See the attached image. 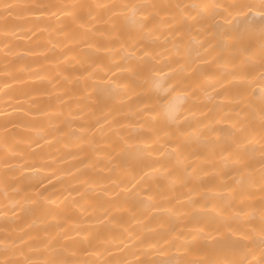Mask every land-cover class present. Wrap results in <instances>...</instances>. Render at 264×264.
I'll list each match as a JSON object with an SVG mask.
<instances>
[{
	"label": "bare ground",
	"instance_id": "obj_1",
	"mask_svg": "<svg viewBox=\"0 0 264 264\" xmlns=\"http://www.w3.org/2000/svg\"><path fill=\"white\" fill-rule=\"evenodd\" d=\"M141 2L0 0L14 6L0 8V264L239 259L203 252L229 229L259 230L260 145L236 147L232 125L244 109L258 117L264 85L250 81L240 103L233 74L242 67L227 54L202 63L208 49L194 44L177 55L165 39L175 23H162L153 42L119 20L117 40L119 18L98 5ZM121 44L152 50L155 71L134 75ZM177 127L186 131L179 162L166 154L175 140L165 131ZM237 152L254 169L242 191L226 161ZM258 258L256 249L249 259Z\"/></svg>",
	"mask_w": 264,
	"mask_h": 264
},
{
	"label": "snow or ice",
	"instance_id": "obj_2",
	"mask_svg": "<svg viewBox=\"0 0 264 264\" xmlns=\"http://www.w3.org/2000/svg\"><path fill=\"white\" fill-rule=\"evenodd\" d=\"M13 7L8 3L0 5V8L5 10H10ZM37 7L52 6L40 5ZM98 7L108 9L110 19L111 17L119 18L112 21L113 35L117 37V40L123 36L119 20L133 26L143 38L152 37L153 42L159 39L157 32L162 23L169 26L175 23L178 26L172 29L165 39L167 40L168 36H171L177 55L182 54V47L185 44L188 46L194 44L208 49L206 58H201L202 63H210L217 56L227 54L232 61L242 67V71L233 74V79L238 82L235 98L240 103L244 101L246 85L250 81L258 78L264 85V0H198L193 3L176 4H160L145 0L141 3L103 4ZM172 9L180 10L179 14L171 11ZM164 16H171L173 20L162 21L161 18ZM203 35L212 37L206 45L200 39ZM128 38L124 36V39ZM121 47L124 48V59L129 62L135 61V64H130V67L134 69V75L143 76L155 71L152 62L157 59V56L153 55L152 50L142 45L134 47L132 51H129L123 44ZM176 63L180 64L181 62L177 61ZM170 71H178V69L170 67ZM192 98L193 101L196 100L195 93L192 94ZM260 99L258 117L255 112L249 113L247 109H244L242 110L244 120L233 122V128L237 129L240 135L236 136L232 143L238 148H246L250 144L260 145V186L262 196H264V87L261 88ZM237 123H239L238 128ZM148 127L150 131H156L151 123L148 124ZM165 134L172 136L175 140V143L169 141L170 150L166 154L179 162L182 155V138L186 135V131L182 127H177L165 131ZM226 161L238 166L239 178L236 180V185L241 191L246 184L253 182L254 169L245 155L239 152L234 155L229 153ZM152 171H156V169L153 168ZM147 176L148 173L145 172L141 179ZM39 195L43 196L42 193ZM229 233L230 235L217 242L219 247L212 248L211 252L204 251L203 254L205 256L221 254L227 250L243 258L231 259L226 256L224 259L161 262L139 260L137 264H264V204L261 207V224L258 231L253 229L251 232H233L229 229ZM173 235L174 229L169 228L165 233L160 234V240L165 244L172 243L170 237ZM176 238L179 239V235H176ZM209 238L205 237V240ZM150 246L156 247L155 244ZM256 249L259 250L258 260L249 259L250 256H256ZM7 264H27V261H8ZM50 264H61V262L53 260Z\"/></svg>",
	"mask_w": 264,
	"mask_h": 264
}]
</instances>
